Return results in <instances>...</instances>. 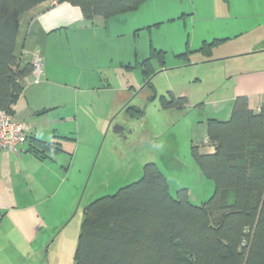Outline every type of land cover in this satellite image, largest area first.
Instances as JSON below:
<instances>
[{
	"label": "rangeland",
	"instance_id": "374dc122",
	"mask_svg": "<svg viewBox=\"0 0 264 264\" xmlns=\"http://www.w3.org/2000/svg\"><path fill=\"white\" fill-rule=\"evenodd\" d=\"M226 1L145 0L138 10L129 13V20L113 21L115 27L103 37L106 68L102 82L109 84L107 88L95 93L70 86L53 87L57 84L47 86L52 102L64 103L61 109L69 114L66 126L78 136L77 142H66L78 151L70 179L80 184L78 191L58 193L52 220L56 225L55 235L48 250L51 264H73L84 207L138 179L148 162H154L167 177L169 191L174 196L177 189L186 187L190 201L199 205L213 193L214 181L201 173L191 147L195 144L200 147L201 141L206 140L207 118L223 119L224 113L215 109H229L231 90L239 72L264 73V42H254L249 32L217 45L207 59L196 50L204 35L236 31L224 22ZM230 1L234 10L264 11V0ZM171 17L174 19L170 20ZM158 21L162 23L155 25ZM256 29L258 39L264 40V25ZM150 42L165 51L164 69L160 70V61L153 59L156 72L148 76L153 86H144L148 77L143 78L133 56L136 54L137 60L148 56ZM253 46L263 50L242 55L257 49ZM125 47L131 49L134 66L130 68L116 66L117 60L110 59L112 50L123 53ZM222 54L228 56L219 59ZM59 58L56 66L62 69L66 66L67 74L83 70L82 64L74 66L71 54ZM169 91L186 95L187 106L163 108L160 96H169ZM220 100L224 102L220 104ZM130 105L141 107L143 114L131 118L125 110Z\"/></svg>",
	"mask_w": 264,
	"mask_h": 264
},
{
	"label": "trees",
	"instance_id": "16d2710c",
	"mask_svg": "<svg viewBox=\"0 0 264 264\" xmlns=\"http://www.w3.org/2000/svg\"><path fill=\"white\" fill-rule=\"evenodd\" d=\"M45 1L69 2L92 19L135 10L144 0H0V108L11 115L22 80L33 70L32 63L21 67L14 53L19 17ZM220 41L199 50L208 54ZM164 54L151 46L137 66L148 74L151 61L163 64ZM169 94L162 107L187 105L186 97ZM206 134L214 152L200 153L195 144L191 154L214 181L208 199L193 204L186 187L172 195L166 176L148 162L138 179L84 207L73 264H264V112L238 96L227 119L206 120ZM33 152L42 157L37 148Z\"/></svg>",
	"mask_w": 264,
	"mask_h": 264
},
{
	"label": "crops",
	"instance_id": "0c3cea01",
	"mask_svg": "<svg viewBox=\"0 0 264 264\" xmlns=\"http://www.w3.org/2000/svg\"><path fill=\"white\" fill-rule=\"evenodd\" d=\"M226 2V13L224 12L222 15L225 16L224 22L226 21L229 29L235 28L236 31L204 35L197 51L202 52L199 49L204 43L221 40L212 47L208 54L202 52L205 59L212 56L213 48H216L217 45H223L230 39L241 36L244 32H249L251 37L253 35L254 42L255 40L264 42V40L258 39V34L255 33L258 26L264 25V11L246 8L234 10L231 1L227 0ZM131 11L107 18L95 16L92 19H86L80 8L69 2L50 5L49 1H45L19 17L14 53L20 66L32 63L35 55H41L43 63L38 78L32 74L23 78V91L13 106V118L24 123L28 128L27 141L17 146L15 150L0 148V264H51L48 261L50 258L48 250L55 235L56 225L52 220L55 217L58 193L78 191L80 184H75L70 179L71 168L78 151L74 147L71 148L70 142V144L66 142L67 140L77 142L78 136H75V132L70 126H66L69 114L64 113L61 109L64 103L59 100L52 102L51 96L47 93V86L52 87L57 84L53 87L62 89L70 86L95 93L99 89L107 88L106 86L109 84L102 82L106 61L103 59L105 53L101 42L106 31L115 27L113 21L115 23L121 18L129 20L127 16ZM173 19V17L170 18V20ZM161 23L158 21L154 24ZM132 29H129L130 34ZM253 31L254 33H252ZM124 33L127 34L126 31ZM149 46L150 50L151 46L163 50L151 42ZM186 47L187 53L189 52L187 44ZM253 48L257 47L253 46ZM123 50V53L112 50L113 57L110 59L117 60L116 63L113 61L116 66H134L131 63L130 47H125ZM261 50L263 49L257 48L242 53V55L254 54ZM69 54L73 58L76 56L74 66L82 64L83 70L67 74L64 69L66 66L63 69L57 68V58L60 59L59 56L66 57ZM226 56L228 55L222 54L218 58H226ZM136 57L138 56L135 54L133 56L135 66L147 56L141 60H137ZM151 62L153 70L148 74L142 73L144 79L156 72L153 60ZM137 67L141 70V67ZM161 69H164V63H160ZM150 78H147L144 86L148 84L153 86L152 83H149ZM231 92L229 109L227 107L224 108V111L220 107L215 109L217 112H222L221 114L224 113L223 119L220 120L229 117L233 101L238 96H246L252 110L264 112V73L245 74L244 71H240ZM172 93L176 95L174 92ZM169 96L164 97L168 99ZM176 96L187 98L182 94ZM161 99L162 95L160 103ZM219 102L221 104L224 101L220 100ZM132 108H139L143 111L137 105L127 106L125 110L131 118H135L130 114ZM48 112L50 114H45ZM48 142L54 143L60 150L44 145ZM36 148L41 151V158L33 152ZM214 150V146L208 143L206 134V140L201 141L199 151L200 153H212Z\"/></svg>",
	"mask_w": 264,
	"mask_h": 264
},
{
	"label": "built area",
	"instance_id": "2783aa9c",
	"mask_svg": "<svg viewBox=\"0 0 264 264\" xmlns=\"http://www.w3.org/2000/svg\"><path fill=\"white\" fill-rule=\"evenodd\" d=\"M42 56L35 55L31 74L38 78L42 67ZM27 126L16 121L11 114L0 108V148L15 150L27 141Z\"/></svg>",
	"mask_w": 264,
	"mask_h": 264
}]
</instances>
